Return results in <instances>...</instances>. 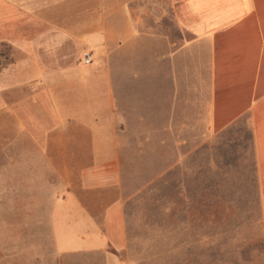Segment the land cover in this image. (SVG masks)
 <instances>
[{"label": "crops", "instance_id": "0c3cea01", "mask_svg": "<svg viewBox=\"0 0 264 264\" xmlns=\"http://www.w3.org/2000/svg\"><path fill=\"white\" fill-rule=\"evenodd\" d=\"M157 1L0 0V264H132L134 160L242 127L264 245V0Z\"/></svg>", "mask_w": 264, "mask_h": 264}, {"label": "rangeland", "instance_id": "374dc122", "mask_svg": "<svg viewBox=\"0 0 264 264\" xmlns=\"http://www.w3.org/2000/svg\"><path fill=\"white\" fill-rule=\"evenodd\" d=\"M163 3L157 1L158 17L164 18L158 23L169 27ZM172 27L176 48L182 40ZM240 129L235 153L208 135L204 144L174 142L171 169L157 186L146 183L150 160H134L138 173L128 180L134 192L132 264H264L252 150L246 129Z\"/></svg>", "mask_w": 264, "mask_h": 264}, {"label": "built area", "instance_id": "2783aa9c", "mask_svg": "<svg viewBox=\"0 0 264 264\" xmlns=\"http://www.w3.org/2000/svg\"><path fill=\"white\" fill-rule=\"evenodd\" d=\"M83 63L85 65H90L91 64V58L89 55H85L84 58H83Z\"/></svg>", "mask_w": 264, "mask_h": 264}]
</instances>
